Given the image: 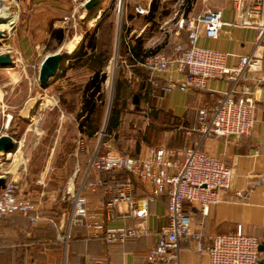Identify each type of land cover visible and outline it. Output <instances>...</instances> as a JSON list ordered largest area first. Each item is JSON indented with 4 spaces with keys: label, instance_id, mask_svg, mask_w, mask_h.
Segmentation results:
<instances>
[{
    "label": "crops",
    "instance_id": "crops-1",
    "mask_svg": "<svg viewBox=\"0 0 264 264\" xmlns=\"http://www.w3.org/2000/svg\"><path fill=\"white\" fill-rule=\"evenodd\" d=\"M7 2L11 5L9 15L11 19L0 25V30L3 31L0 42L10 38V45L7 42L5 46L19 45L25 55L37 46L32 38L35 30L33 19L36 16L43 18L42 29L50 30L52 35L54 29H50L51 22L54 21L53 24L58 27L60 21L57 15L67 7V0H7ZM208 8L221 10L224 24L219 30L218 38L202 36L198 40L200 46L227 52L228 66L238 65L242 55H264V40L258 37L256 30L235 24L237 15L232 0H215ZM6 9L10 12L7 7ZM206 11L196 16L204 15ZM19 15L22 16L21 21L18 20ZM190 16L192 13L188 17ZM172 37L174 42L179 39V42L188 44L187 30L179 38ZM177 43L176 41L175 44ZM159 45L160 48L163 47L162 44ZM127 46L133 62L134 58L142 57L132 55L128 43ZM174 47L175 45L171 49ZM8 51L4 47L0 48V53ZM11 55L15 63V57ZM156 75L163 82L172 80L181 83L185 79V73L175 69L162 76L158 73ZM248 75L245 73V77H250ZM254 75L264 78V67L261 72ZM244 82L254 90L257 102L256 122L251 134L243 138L207 137L201 142L202 150L218 157L233 169L231 188L220 192L222 200L211 205L206 216L201 215L198 204L186 202L185 207L192 210L194 225L204 223L208 235L236 233L241 227L245 233L259 236L264 241V80L260 83L252 79ZM231 85L232 82L229 80L210 78L204 88L189 91L175 88L168 94H151L152 99L141 98L147 104L152 117L145 124L144 137L138 142L137 154L134 155L147 156L153 147L184 150L200 140L201 134L197 130L199 109L214 104ZM140 93L145 95L144 90L143 92L140 90ZM133 97L134 105L138 107L140 97L137 94ZM4 98L5 94L2 92L0 102L3 112H0V127L14 129L13 133L10 131L4 133L13 136L18 148L16 152L10 154L0 152V177H5L7 182H16L20 195L37 203L40 218L36 224L31 222L29 216L23 214L4 218L0 225V264H90L97 259L104 260L106 264H147V253L157 244L161 228L168 223L167 195H162L150 203L149 215L145 218L147 233L128 239L124 243L110 244L99 238L89 239L88 230L80 226L69 225L68 234H65L62 226L65 222L62 210L71 203L72 214L74 208L72 195L75 191L83 190L89 198L90 209L101 211L102 204L108 197L106 186L111 184L114 178L126 180L128 176L126 173H101L89 170L93 156L97 152L104 154L101 151L103 146H110L103 136L111 137L121 126L122 117L120 126L112 133H107L106 127L98 139L94 152H91L94 147L92 139L99 131L89 136L84 131L86 126L81 129L84 117L80 123L77 121L70 123L67 120V113L60 107L59 117L54 121V126L50 127L51 122L47 124L43 116L38 115L37 108H30L27 104L18 110V115L24 123L22 125L15 121L13 113H17L16 106L5 102ZM83 106L84 101L82 113ZM154 112L157 117L153 116ZM42 115H45V112ZM47 127L54 132L49 137L42 134ZM186 130H190L191 133L188 134ZM80 142L84 143V148ZM99 179L106 184L93 189L89 184ZM130 179L138 198H145L150 187L133 176ZM103 218L109 226H121L124 223L136 225L139 221L131 217L108 220L106 213L103 214ZM204 242L207 243L208 239ZM193 244V241L182 242L177 258L166 264H211L210 256L192 249Z\"/></svg>",
    "mask_w": 264,
    "mask_h": 264
},
{
    "label": "built area",
    "instance_id": "built-area-1",
    "mask_svg": "<svg viewBox=\"0 0 264 264\" xmlns=\"http://www.w3.org/2000/svg\"><path fill=\"white\" fill-rule=\"evenodd\" d=\"M118 1L115 11L123 14L122 0ZM152 1L148 4L137 3V14L147 15ZM232 1L237 15L235 24L256 30L258 37L264 40V0ZM0 4L6 5V0H0ZM7 7L11 13V5L7 4ZM223 24L222 12L218 9H208L200 16H183L176 22V34L187 30L188 44L178 42L171 54L156 52L134 58L137 65L152 73L149 78L152 93L168 94L175 88L183 91L204 88L210 78L232 82L229 90L221 94L214 104L199 109L197 130L201 139L184 150L153 147L147 156L97 152L90 161L89 170L126 173L128 176L126 180L114 178L106 186L108 197L101 211L90 209L89 198L83 190L75 191L72 195L74 208L69 216L70 226L85 227L89 239L99 238L110 244L124 243L147 233L145 218L149 215L150 203L167 195L168 223L161 228L157 244L147 253V264L171 262L177 258L181 243L189 241L194 242L192 249L210 256L211 264H259L262 256V239L259 236L245 233L241 227L236 233L208 235L204 223L194 225L192 210L185 207L186 202L198 204L201 215L206 216L211 205L222 200L220 192L229 190L232 185L233 169L218 157L202 150V140L207 137L243 138L251 134L256 122L255 92L244 81L252 79L260 83L264 80L254 75L263 70L264 55H242L238 65L228 66L227 52L198 44L202 36L218 38ZM171 69L185 73L184 81L163 82L153 76L154 73L165 75ZM245 73L250 77H245ZM1 109L3 111L2 105ZM186 131L191 133L190 130ZM80 145L84 148L83 142ZM132 176L150 187L145 198H138L130 179ZM105 184L99 179L89 185L96 189ZM104 213L108 220L131 217L139 221L136 225L124 223L121 226H109L103 218ZM15 214L27 215L35 224L40 218L37 203L21 196L18 184L10 181L0 190V225L5 217ZM205 239H208L207 243ZM90 264L106 263L97 259Z\"/></svg>",
    "mask_w": 264,
    "mask_h": 264
},
{
    "label": "rangeland",
    "instance_id": "rangeland-1",
    "mask_svg": "<svg viewBox=\"0 0 264 264\" xmlns=\"http://www.w3.org/2000/svg\"><path fill=\"white\" fill-rule=\"evenodd\" d=\"M85 1L67 0L66 9L57 15L59 17L58 21H60L59 26L55 27L54 21L51 22L50 29L62 30L63 38L61 41L50 35V30H43V18L36 16L33 19L35 30L32 38L36 41L37 46L30 48L28 55L22 52L19 45L17 47H6V43L11 42L10 38L0 42V48L4 47L6 51L9 50L8 53L10 52L15 57L13 67L0 68V98L2 92H4L5 102L16 106L17 113H13L15 121L22 125L24 123L21 116L18 115V110L27 104L30 108H37L38 115L43 116L47 124L51 122L50 127L54 126V121L59 117L60 107L67 113V120L70 123H75V121L80 123L82 102L84 101L83 89L87 80L93 74L90 66L73 58L75 50L73 56L63 63L62 69L51 78L50 83L45 88L40 85V68L43 60L48 55L67 52V50L75 47L79 49L86 34L91 35L97 31V35L101 39H105V42L110 41L111 56L105 68L107 80L103 84L104 97L100 108L101 128L96 137L92 139L94 142L92 146L94 147L91 152H94L99 137L106 130L117 81L123 79L126 81L127 88L124 91L123 98L126 105L122 114V124L111 137L103 136L108 140L110 146H103L101 151L103 153L115 151L137 154L138 142L144 137L145 124L152 117L147 104L141 99L145 97L152 99L150 89L152 86L149 81L152 73L132 61L128 53L127 43L134 44L137 38H142L144 46H146L145 51L154 50L156 46L161 47L159 44H162L163 47L157 52L171 54L173 51L171 47L176 45V41L179 42L178 38L184 35L185 32V29H183L179 34H176V22L183 16L188 17L191 13L192 16L203 13L204 10L209 9L208 7L215 0H160L156 17L151 21H147L145 15L132 13L133 7L135 8L137 3L148 4L150 0H122L123 14H118L115 11L118 0H102L98 14L92 19L89 18L91 11L86 9ZM7 4L6 0L4 8ZM21 19L22 16L19 15L18 20L21 21ZM172 36H177L178 40L174 42ZM75 40L78 42L76 43ZM144 54L149 53L144 52ZM153 76L160 78L156 73ZM140 90L142 92L144 90L145 95L140 93ZM135 94L140 97L138 107L134 105L133 95ZM0 105H2L1 102ZM0 112H3L2 109ZM44 112L45 115H42ZM6 131L13 133L14 129L0 127V135L5 134ZM52 133H54L53 129L49 127L45 129L44 133L42 132L46 137L51 136ZM71 210V203L62 210L65 215V222L62 225L65 234H68L70 227L69 216Z\"/></svg>",
    "mask_w": 264,
    "mask_h": 264
},
{
    "label": "trees",
    "instance_id": "trees-1",
    "mask_svg": "<svg viewBox=\"0 0 264 264\" xmlns=\"http://www.w3.org/2000/svg\"><path fill=\"white\" fill-rule=\"evenodd\" d=\"M160 7V0H153L151 3V9L148 15H145L147 21H151L156 17V13ZM134 14H137L135 8L132 10ZM131 16V15H130ZM132 17V16H131ZM52 36L62 40V30L54 29ZM109 39V38H108ZM105 40V39H104ZM97 35V31L93 34H86L79 49L75 52L74 57L79 61H83V64H88L92 70V76L87 80L84 86V106L83 113L80 117H84V121L81 124V129L86 126L85 130L89 136L95 135L100 131V108L103 103V84L107 80V73L105 67L110 59V41L105 42ZM128 48V47H127ZM132 55L139 56L145 53H156L160 47H156L154 50H144V40L137 38L134 44H129ZM129 53V50H128ZM145 55V54H144ZM127 88L126 81L119 79L117 81L115 96L112 103L110 118L107 126V133H112L116 130L121 123V117L126 105L123 101L124 91ZM152 90V88L150 87ZM151 94H157L152 93ZM138 100V97L136 98ZM100 102V103H99ZM153 116L157 117L156 112ZM84 129V128H83Z\"/></svg>",
    "mask_w": 264,
    "mask_h": 264
},
{
    "label": "water",
    "instance_id": "water-1",
    "mask_svg": "<svg viewBox=\"0 0 264 264\" xmlns=\"http://www.w3.org/2000/svg\"><path fill=\"white\" fill-rule=\"evenodd\" d=\"M101 3L102 0H89L85 4L86 9L92 11L90 13L89 18L92 19L98 14L101 8ZM2 36H3V31L0 30V37ZM73 54L74 52L69 55H65L63 53L57 52L48 55L41 64L40 76H39L40 85L44 88L47 87L48 84L50 83L51 78L57 75V73L62 69L63 63L67 59L71 58ZM13 66H14V61L12 55L8 52L0 53V67L7 68ZM17 148H18V143L13 138V136L9 134L0 135V152L5 154H10L16 152ZM6 184H7V179L5 177H0V190L4 188ZM260 251L262 252V256L259 260V264H264V241H262L260 245Z\"/></svg>",
    "mask_w": 264,
    "mask_h": 264
},
{
    "label": "bare ground",
    "instance_id": "bare-ground-1",
    "mask_svg": "<svg viewBox=\"0 0 264 264\" xmlns=\"http://www.w3.org/2000/svg\"><path fill=\"white\" fill-rule=\"evenodd\" d=\"M5 6L4 5H1L0 4V24H2V23H7L8 22V20L9 19H11V17H9V15H10V12H8V10L6 9V8H4ZM7 7V6H6ZM8 8V7H7ZM11 15H15V14H11ZM11 22V21H10ZM75 42L77 43L78 41L77 40H75ZM70 44V43H69ZM77 49V47L74 49V50H72V49H69V50H67V52L65 51V52H59V53H63V54H65V55H69V54H72L75 50ZM70 50H72V51H70Z\"/></svg>",
    "mask_w": 264,
    "mask_h": 264
}]
</instances>
